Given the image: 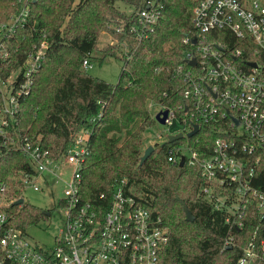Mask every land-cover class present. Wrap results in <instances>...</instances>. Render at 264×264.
<instances>
[{"label":"built area","instance_id":"built-area-1","mask_svg":"<svg viewBox=\"0 0 264 264\" xmlns=\"http://www.w3.org/2000/svg\"><path fill=\"white\" fill-rule=\"evenodd\" d=\"M16 1L20 11L0 23V58L4 59L11 51L7 39L24 26L34 0ZM158 12L155 0L136 12L127 32L137 44L154 31ZM191 21L197 37L172 70V78L184 82V103L159 110H167L164 124L181 126L177 133L183 137L188 138L195 124L198 128L192 136L201 124L218 127L217 136L208 152L189 143L173 144L167 149V160L178 165L183 158V165L197 169L202 199L223 213L230 228L241 230L247 219L255 221L235 264H264V192L252 182L260 161L258 151L264 144V0H199ZM114 28L125 33L124 22ZM231 43L248 50L253 46L251 57L244 58L241 49H232ZM45 48L41 42L20 64L11 66L7 75H0V156L19 150L31 166L30 170L18 169L0 183V264H158L168 229L140 203L126 178L113 184L110 197L100 194L107 199L105 206L83 197L81 169L89 128L76 132L57 157L39 141L15 134L13 123L21 99L31 91ZM88 65L83 60V68ZM61 166L70 167L68 179L57 174ZM59 181L63 194L55 207L62 211L63 222L54 245L44 247L33 243L26 231L8 225L11 214L7 208L19 198L24 203L25 189L51 191V183ZM11 189L17 195L10 196ZM51 210H45L47 217ZM233 241L230 233L224 245L232 246Z\"/></svg>","mask_w":264,"mask_h":264},{"label":"trees","instance_id":"trees-1","mask_svg":"<svg viewBox=\"0 0 264 264\" xmlns=\"http://www.w3.org/2000/svg\"><path fill=\"white\" fill-rule=\"evenodd\" d=\"M117 1L132 7V11L118 9ZM148 1H32L26 23L6 41L10 56L0 58V75L5 76L41 42L46 45L31 91L21 99L13 123L15 134L27 136L34 143L39 141L57 157L76 132L89 128L81 169L84 198L105 206L107 199L100 198V194L110 197L113 184L126 178L140 203L160 217L168 229V242L158 264H235L255 221L247 219L241 230L230 228L223 213L202 199V179L197 169L186 164L179 167L167 160V149L173 144L189 143L208 152L218 127L201 124L194 136L155 143L154 151L139 164L143 133L156 123L147 102L166 108L184 103V82L174 80L172 70L182 54L191 49V39L197 37L191 18L199 0H155L159 12L154 31L137 44L127 28ZM19 11L16 0H0V23ZM120 22L125 24V33L115 31L114 26ZM103 31L116 40L102 49L104 56L120 57L114 47L123 50L125 43L123 66L115 83L89 75L82 66L83 60L91 58ZM230 47L240 48L244 58L251 57L253 46L248 50L231 43ZM258 154L260 161L252 182L264 192V144ZM18 169H31L22 152L1 154L0 183ZM17 193L9 191L10 196ZM182 202L193 221L186 220ZM7 211L11 214L8 225L23 231L48 215L41 207L25 202L12 203ZM230 233L234 235L233 245L225 248Z\"/></svg>","mask_w":264,"mask_h":264},{"label":"rangeland","instance_id":"rangeland-1","mask_svg":"<svg viewBox=\"0 0 264 264\" xmlns=\"http://www.w3.org/2000/svg\"><path fill=\"white\" fill-rule=\"evenodd\" d=\"M75 1L77 2V0ZM115 6L126 13L132 11V7L122 1H117ZM115 42L116 40L107 31H103L99 35L97 48L91 54V58L88 61L89 65L84 68L89 75L103 79L109 83H115L117 81L123 66V60L121 58L123 51L114 47L118 52V56H120L116 57L111 55L104 56L102 50L108 44ZM147 106L153 115L160 109L159 105H155L151 101L147 102ZM181 130L182 127L177 124L170 127L166 124L156 122L143 133L144 148L149 144L162 143L168 135L176 134ZM56 172L63 179H68L71 174V169L69 166H61ZM50 188L51 191L45 189L42 191H34L31 188H27L22 192L25 203L41 207L43 210L52 209L51 214L47 218L41 219L36 224L26 228V233L32 242L44 247H52L54 245L53 238L59 232L63 222L62 211L55 207L57 199L63 194V184L61 181L54 182L51 183Z\"/></svg>","mask_w":264,"mask_h":264},{"label":"water","instance_id":"water-1","mask_svg":"<svg viewBox=\"0 0 264 264\" xmlns=\"http://www.w3.org/2000/svg\"><path fill=\"white\" fill-rule=\"evenodd\" d=\"M192 42H195V39H192ZM195 60L194 58L192 60H190V64H194ZM252 65H255V63H251ZM167 116V110L163 109V110H159L154 114V119L156 122L160 123V124H164L165 118ZM198 126L195 124L193 127V130H191L190 132H188L186 134V136L190 137L192 136L196 131H197ZM181 137H183L182 133H177L174 135H168V138L165 142H172L175 141L177 139H180ZM164 143V142H162ZM154 151V145L153 144H149L148 146H146L143 150V154L140 156L139 159V164H141L152 152ZM179 167L183 166V158L181 159V161L178 164ZM23 202L22 198H19L18 200L15 201L16 204H21ZM182 206H183V210L185 213V217L186 220L188 221H193L194 217L191 214V212L189 211V209L187 208V206L182 202ZM230 247V245L226 246L225 248Z\"/></svg>","mask_w":264,"mask_h":264}]
</instances>
